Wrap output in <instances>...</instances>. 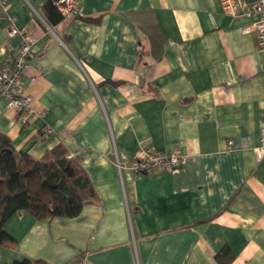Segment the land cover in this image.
<instances>
[{
    "label": "crops",
    "instance_id": "crops-1",
    "mask_svg": "<svg viewBox=\"0 0 264 264\" xmlns=\"http://www.w3.org/2000/svg\"><path fill=\"white\" fill-rule=\"evenodd\" d=\"M51 1L0 0V68L21 43L15 17L36 38L24 87L45 112L25 118L0 98V132L38 160L62 149L95 197L76 218L17 213L0 264H264L253 19L225 14L221 0H78L73 18L48 12ZM176 148L187 162L175 170L117 168Z\"/></svg>",
    "mask_w": 264,
    "mask_h": 264
},
{
    "label": "trees",
    "instance_id": "trees-1",
    "mask_svg": "<svg viewBox=\"0 0 264 264\" xmlns=\"http://www.w3.org/2000/svg\"><path fill=\"white\" fill-rule=\"evenodd\" d=\"M60 17L54 1L45 5ZM95 190L78 162L57 149L38 160L17 150L9 136L0 132V245H14L5 229L17 213L38 220L78 217ZM10 264H44L23 259Z\"/></svg>",
    "mask_w": 264,
    "mask_h": 264
},
{
    "label": "built area",
    "instance_id": "built-area-1",
    "mask_svg": "<svg viewBox=\"0 0 264 264\" xmlns=\"http://www.w3.org/2000/svg\"><path fill=\"white\" fill-rule=\"evenodd\" d=\"M55 5L65 18H73L80 15L78 0H55ZM223 12L232 18L249 17L253 19L252 25L247 31L253 30L256 35L258 49L264 51V0H221ZM11 34L21 39L18 53L10 63L0 68V98L7 102L8 108L17 111L25 118L30 114L39 117L45 115L44 111L33 108V98L26 92L24 78L29 64L28 58L32 47L36 42L35 36L27 27L16 26L17 19L11 17ZM51 133V129L46 130ZM257 158H264V128L261 131L259 145L254 149ZM186 157L179 148L170 153L157 150H140L132 158L130 164L117 162L119 171L128 169L134 174H148L155 171L175 170L186 164ZM80 264H88L86 257H82Z\"/></svg>",
    "mask_w": 264,
    "mask_h": 264
}]
</instances>
